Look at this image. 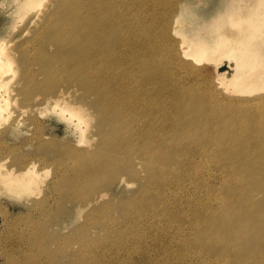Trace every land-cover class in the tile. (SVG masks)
<instances>
[{
  "label": "bare ground",
  "instance_id": "6f19581e",
  "mask_svg": "<svg viewBox=\"0 0 264 264\" xmlns=\"http://www.w3.org/2000/svg\"><path fill=\"white\" fill-rule=\"evenodd\" d=\"M223 1V7L206 19L194 16L186 6L181 10L184 17L180 25L175 19L170 30L172 19L163 0H52V4H46V9L36 11L32 17L33 21L39 19V23L20 43L22 49L17 53L0 38V153L7 148L5 143L14 124L19 123L15 119L6 125L13 115L10 105L17 102L20 109L16 112L30 116H38L42 111L40 104L50 102L81 131L79 143L61 146L53 153L55 160L51 164L58 177L46 184L33 156H39L40 149L47 144L33 132L31 137L40 139V144L33 145L30 155L20 156L14 164L0 168V191L29 193L30 200L40 197L37 207L39 215L44 216L54 214L63 205L68 215V204L81 202L86 206L102 199V191L91 198L86 194L85 198L74 188H79L78 182L93 173L107 175L112 182L117 179L119 166L126 161L144 162L150 179L143 188H151V183L169 170L175 171L169 175L180 176L192 184L189 175L199 167L195 156L206 146L214 148L215 131L221 129L229 133L221 144L232 138V144L239 147L234 154L237 161L247 165L249 171L247 184L243 180L237 184V210L246 232L250 225L262 226L249 233L257 245L264 244V0L250 4L246 0ZM13 2L25 14L43 0ZM135 7L137 11L133 13ZM183 21L191 23V35L179 28ZM224 59L230 63L229 72L215 73V82L198 80L201 76L197 72L204 71L199 64L211 61L216 70L222 67ZM16 75L17 81L11 85ZM71 79L83 96H91L89 104L94 117L86 113L82 104L65 102L71 92L69 87L62 85L63 90L53 98L46 96L57 84L70 83ZM35 91L43 94L37 99L36 108L25 106ZM93 120L95 129L84 140ZM253 150L259 154L258 164L252 161ZM7 157L3 158L8 160ZM182 157L184 161L178 165ZM96 160L101 163L93 166ZM163 163L174 167L166 169ZM197 175L204 182H208L205 176L211 177L199 171L194 174ZM122 179L120 176L119 180ZM164 185L158 182L156 188L150 189L149 201L141 202L139 196L134 201L147 209L151 218L166 223L160 218L164 217L162 212L175 214L168 199L191 192L180 194L175 188L174 197L169 198ZM43 189L45 192L39 195ZM260 194L263 197L258 199ZM193 210L199 212L195 206ZM116 211L130 220L127 209L117 207ZM109 218L105 215L97 222L114 231L116 221L112 223ZM101 242L111 245L117 240L108 236ZM231 250L232 258L238 262V249L232 246ZM49 262L58 264L56 257H49Z\"/></svg>",
  "mask_w": 264,
  "mask_h": 264
},
{
  "label": "rangeland",
  "instance_id": "374dc122",
  "mask_svg": "<svg viewBox=\"0 0 264 264\" xmlns=\"http://www.w3.org/2000/svg\"><path fill=\"white\" fill-rule=\"evenodd\" d=\"M246 1L247 4L254 2ZM14 2L0 0V38L17 53L22 49L20 43L39 23V19L33 21L32 17L36 11L46 9V4H52V0H43L42 4L25 14L19 11ZM163 4L166 5L169 17L171 16L172 30L173 20L176 19L177 24L182 21L184 16L181 15V10L186 6L194 16L206 19L222 8L224 1L163 0ZM136 11L135 7L133 13ZM9 27L12 28L10 33ZM181 27L187 31L186 34L191 35L189 32L191 23L183 21L179 28ZM177 39L174 40L176 43ZM214 64L211 61L199 64L204 66V71L197 72L201 76L198 80L205 78L215 82V73L222 70L230 71L227 59H224L222 67L218 66L216 70ZM176 77L178 79L179 76ZM16 81L17 75L11 85H15ZM62 85L69 87L71 91L69 99L65 102L70 105L82 104L86 113L94 117L95 112L89 104L91 96H83V91L73 84V79L70 83L57 84L54 91L47 93L46 96L53 98L57 91L63 90ZM42 95L41 91H35L33 99L26 102L25 106L32 105L36 108L34 105ZM19 105L20 102L10 105V110L13 108V115L9 116L6 125L15 119H18L19 123L14 124L13 133L8 136L5 143L7 148L1 151L3 154L0 153V163L3 162L0 168L4 169L14 164L15 159L20 156L30 155L34 150L33 145L40 144V139L35 140L31 137L33 132H37L42 143L47 145L40 149L39 156L33 158L38 162L45 184L52 182L58 177L55 167L51 164L55 160L53 153L61 146L79 143L81 138L79 126L69 116L53 108L50 102L40 104L42 111L38 116L16 112L20 109ZM247 110L250 112L249 107ZM32 119H35L34 125L31 124ZM94 123L93 120L89 125L83 136L84 140L94 131ZM228 137L229 133L218 129L215 131L214 148L206 146L195 156L199 167L189 175L192 184H187L188 181H185V178L181 179L180 176L169 175L175 174L174 170H169L167 175L157 178V182H152L151 188H143L150 177L143 167L144 162L137 164L135 160L130 163L126 161L119 166L117 179L112 178V182L111 177L108 178L107 175L97 176L93 173L91 177L86 176L78 182L80 187L74 189L81 192L85 198L86 194L91 198L100 191L105 196L93 200L86 206L81 202L68 204L71 207L68 215L65 214V205L57 208L54 214L39 215L37 201L40 197L30 200L29 193L19 191L7 194L0 191V264H50L49 257H56L58 264H64L65 261H70L71 264H264V244L257 245L249 233L262 226L250 225L247 228L249 232H246L244 221L237 210L238 198L235 192L240 190L237 184L240 180L247 184L249 171L247 165L237 161L234 154L239 147L232 144L231 137V141L221 144ZM250 154L252 161L258 164L257 151L253 150ZM7 155L8 160L3 158ZM179 161L178 165H181L183 157ZM98 163L101 162L96 160L93 166ZM161 165L166 169L174 167L165 163ZM196 171L210 175L211 177L205 176L208 182H204L201 175L194 176ZM120 176L124 179L119 180ZM68 180L67 177L65 182ZM158 182L160 185L165 183L166 197L169 198L174 197L172 191L175 188H178L180 194L183 191L191 192L187 196L168 199L169 207L175 214L169 216L162 212L164 217L160 218L165 219L166 223L151 218L149 211L138 207L137 201H134L138 196L141 202L149 201L150 189L156 188ZM68 190L71 194L74 193L72 188ZM194 190H198L199 193L196 195ZM44 192L45 189L39 195ZM262 197L263 194H260L257 198ZM193 206L197 207L199 212L194 211ZM117 207L130 211V220L122 213L118 214ZM184 211L187 212L186 216ZM105 215L111 217L109 219L112 223L116 221L114 231H109L106 226L97 222ZM104 221L110 222L107 219ZM135 230L138 231L137 235L133 234ZM108 236L112 241L116 239L117 243L111 245L102 243L101 240ZM94 244L98 246L95 247ZM65 246H68L66 253ZM232 246L238 249L241 257L238 262L231 256Z\"/></svg>",
  "mask_w": 264,
  "mask_h": 264
}]
</instances>
